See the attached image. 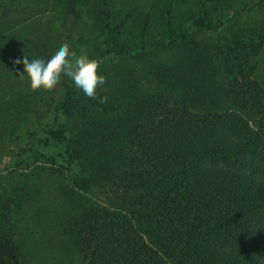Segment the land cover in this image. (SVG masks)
<instances>
[{"label": "trees", "instance_id": "obj_1", "mask_svg": "<svg viewBox=\"0 0 264 264\" xmlns=\"http://www.w3.org/2000/svg\"><path fill=\"white\" fill-rule=\"evenodd\" d=\"M42 1L0 0V264H40L42 227L83 264H264V18L235 26L259 3L213 21L200 0L188 28L172 8L153 44L129 30L153 0L120 22L116 0H89L100 37L69 48L106 77L90 99L65 76L8 78L60 44L23 25Z\"/></svg>", "mask_w": 264, "mask_h": 264}, {"label": "rangeland", "instance_id": "obj_2", "mask_svg": "<svg viewBox=\"0 0 264 264\" xmlns=\"http://www.w3.org/2000/svg\"><path fill=\"white\" fill-rule=\"evenodd\" d=\"M82 1L83 4L79 6L78 15L71 16L63 11L64 4L62 0H43L41 5L37 6L44 9L46 12L43 13L42 10H38L35 11V15L29 13V19L26 17L28 20H25L23 25L26 27L34 18L39 19V24L36 25V23H33L30 25V28L31 30L37 29V32L33 37H36L39 40L42 39V41H46L45 43L47 44L58 42L66 43L69 46V43L72 41L87 42L92 38V34H90V32L93 33L94 38H98L100 37V32L96 27L97 25L94 16L89 11L93 8L94 3L89 2V0H81V2ZM136 1L140 0H116V4L114 5L115 14L117 18H121L118 19L117 22H120L124 18L129 9L133 8V5L137 3ZM141 1L143 2L144 0ZM248 1L249 0L211 1L210 9L212 20L215 21L219 16L224 18L231 17L235 14V12H239L248 3ZM250 1H252L253 4L259 3L258 7H256V12L249 13L248 15H245L244 18L238 19L235 25L238 28L245 26L249 21H257V18H264V4H261L260 0ZM172 8H176V11L174 12ZM171 9L175 16L173 28L179 26L188 28V26L191 25L199 16L200 0H153L151 21L147 23L143 16V22L141 19L139 21L138 19L133 22L130 21V25L133 27L132 30L129 29L130 32L133 31L136 35H138L140 32L145 31L148 41L150 40L153 44L164 41L166 36L163 28V20ZM24 15L25 14H19L22 18H24ZM22 18L17 19L20 21ZM24 36L25 35L22 34V37ZM85 39L86 41H84ZM46 51V55L52 52L48 49H46ZM81 51L83 54H88L87 48H83ZM8 78L13 86L16 84L23 87V89L19 91L21 93H25V91L30 88L26 75L21 76V74L16 72L9 75ZM42 90L44 89L41 88L35 91L40 92ZM10 92L13 93V91ZM9 108L10 110H15L12 106H9ZM11 119L14 118H10V120ZM48 232L49 235H46V232L43 231L42 227L40 230L36 231V234H34V239L36 236L39 240L38 244L33 245L34 249L32 248L34 253L33 260L37 262L40 261V264H83L82 256L80 254L76 253L73 256L68 254V248L63 244V242L62 244L60 242L59 233L52 234L50 230H48Z\"/></svg>", "mask_w": 264, "mask_h": 264}, {"label": "clouds", "instance_id": "obj_3", "mask_svg": "<svg viewBox=\"0 0 264 264\" xmlns=\"http://www.w3.org/2000/svg\"><path fill=\"white\" fill-rule=\"evenodd\" d=\"M13 63L23 64L21 76L26 75L32 90L49 89L65 76L86 97L95 99L98 87L106 82V77L98 72L100 63L96 59L86 54L77 55L66 43L58 44L46 57L37 56L29 61L25 56Z\"/></svg>", "mask_w": 264, "mask_h": 264}]
</instances>
